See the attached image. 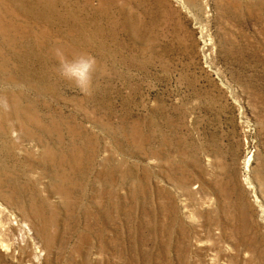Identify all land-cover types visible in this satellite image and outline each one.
<instances>
[{
  "label": "rangeland",
  "instance_id": "obj_1",
  "mask_svg": "<svg viewBox=\"0 0 264 264\" xmlns=\"http://www.w3.org/2000/svg\"><path fill=\"white\" fill-rule=\"evenodd\" d=\"M263 212L264 0H0V264H264Z\"/></svg>",
  "mask_w": 264,
  "mask_h": 264
},
{
  "label": "clouds",
  "instance_id": "obj_2",
  "mask_svg": "<svg viewBox=\"0 0 264 264\" xmlns=\"http://www.w3.org/2000/svg\"><path fill=\"white\" fill-rule=\"evenodd\" d=\"M52 51L57 60L59 75L75 84L82 93L89 94L93 75L98 70L96 57L84 51L66 52L59 42Z\"/></svg>",
  "mask_w": 264,
  "mask_h": 264
},
{
  "label": "bare ground",
  "instance_id": "obj_3",
  "mask_svg": "<svg viewBox=\"0 0 264 264\" xmlns=\"http://www.w3.org/2000/svg\"><path fill=\"white\" fill-rule=\"evenodd\" d=\"M35 46V45H34ZM30 56V55H29ZM44 58V57H43ZM27 107V106H26ZM18 109V108H17ZM7 122V121H6ZM11 130V129H10ZM53 131V130H52ZM46 132V131H45ZM28 134V133H27ZM17 138V137H16ZM36 142V141H35ZM60 146V145H59ZM3 214V213H2ZM263 214H264V212H263ZM264 221V220H263ZM39 248V247H38Z\"/></svg>",
  "mask_w": 264,
  "mask_h": 264
}]
</instances>
